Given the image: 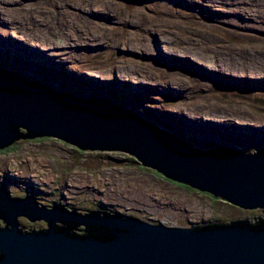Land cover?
Returning a JSON list of instances; mask_svg holds the SVG:
<instances>
[{
  "label": "rangeland",
  "instance_id": "1",
  "mask_svg": "<svg viewBox=\"0 0 264 264\" xmlns=\"http://www.w3.org/2000/svg\"><path fill=\"white\" fill-rule=\"evenodd\" d=\"M0 37L11 48L0 47V65L28 80L110 101L200 150L264 149V0H0ZM0 187L47 206L178 228L263 215L171 181L129 154L81 151L55 138L0 150ZM19 227L48 228L24 217Z\"/></svg>",
  "mask_w": 264,
  "mask_h": 264
},
{
  "label": "water",
  "instance_id": "2",
  "mask_svg": "<svg viewBox=\"0 0 264 264\" xmlns=\"http://www.w3.org/2000/svg\"><path fill=\"white\" fill-rule=\"evenodd\" d=\"M188 121L198 127L196 120ZM38 138H55L81 151L129 154L171 181L264 212V149L200 150L110 101L58 91L0 69V150ZM20 217L45 221L48 228L23 229ZM0 220V264H264V223L249 226L247 218L169 227L104 211L78 213L58 203L45 206L33 196L13 198L0 187ZM81 226L85 235H75L73 229Z\"/></svg>",
  "mask_w": 264,
  "mask_h": 264
},
{
  "label": "bare ground",
  "instance_id": "3",
  "mask_svg": "<svg viewBox=\"0 0 264 264\" xmlns=\"http://www.w3.org/2000/svg\"><path fill=\"white\" fill-rule=\"evenodd\" d=\"M102 10H106L107 8H106V6H103L102 8H101ZM160 30V29H159ZM163 31H165V32H168V31H166V30H163ZM184 36L186 37L185 39L186 40H189V37H188V35H187V32H184ZM6 43H9V41L5 38V37H0V47L3 49V48H8V49H11ZM13 49L14 50H17V51H20L21 52V48H19L17 45H13ZM214 54V53H213ZM215 54H217V53H215ZM194 55H196V54H194ZM162 56V55H161ZM199 56V55H198ZM203 60H204V62L207 64V66L209 65V66H214V64L211 62V61H207V57H206V55L205 54H203ZM208 58H210V56H208ZM244 59V62H245V65H246V59L245 58H243ZM242 59V60H243ZM233 60V59H232ZM242 60H241V62H242ZM58 63H60L61 64V60L59 59L58 60ZM235 63H237V67L240 65V62L239 61H236ZM62 65V64H61ZM242 66H241V69H242V67H243V63L241 64ZM208 66V67H209ZM87 76H89L88 75V73H85ZM220 74L221 75H226V74H223V73H221L220 72ZM256 74V73H255ZM94 76V75H93ZM102 76H104V77H108L107 76V74H102ZM216 76H219V78L220 77H222V76H220L219 74H217ZM96 77V76H95ZM231 83L232 84H234L235 83V80L234 79H231ZM126 84V83H125ZM123 87H125V88H127V86L126 85H124L123 84ZM129 88H132V87H129ZM134 89H136V88H134ZM122 91H124V89H122ZM126 92L127 93H129V91L128 90H126ZM194 109V108H193ZM200 109H204V108H202V107H200ZM195 111H199V110H197V108L195 109ZM236 111H238V113H239V110L238 109H236ZM219 113L221 112V114H228V113H224V112H222V111H218ZM228 115H230V114H228ZM195 117L197 118V119H199V118H204L203 116H201V114H200V112H198V113H196L195 114ZM217 117H218V119H217ZM192 119H194V118H192ZM213 121H215L217 124H219L218 123V121L220 120V121H222V122H226V119L227 118H224V117H219L218 115H215L214 116V118H211ZM177 122H179L178 120H177ZM260 125H259V123L257 124V127H259ZM200 137H201V135H199ZM35 173V172H34ZM35 177H36V175H35Z\"/></svg>",
  "mask_w": 264,
  "mask_h": 264
},
{
  "label": "trees",
  "instance_id": "4",
  "mask_svg": "<svg viewBox=\"0 0 264 264\" xmlns=\"http://www.w3.org/2000/svg\"><path fill=\"white\" fill-rule=\"evenodd\" d=\"M3 69H5V70H7V71H11L12 70V68L11 67H8V66H6V65H4V64H2V65H0ZM12 72V71H11ZM44 84V83H43ZM77 96V95H76ZM79 97H81V96H79ZM83 97V96H82ZM83 98H87V99H89L90 97H83ZM264 223V218H261V219H257V220H255L254 221V223L252 222V223H248V224H250L249 226H253V227H256V226H259V225H261V224H263ZM210 225H212V224H210ZM210 225H208V226H210ZM215 225V224H214ZM204 226H206V225H203V227ZM201 227V226H200ZM73 233L75 234V235H77V236H80V235H85V232H83V233H80V234H78L77 232H75V231H73ZM72 233V234H73Z\"/></svg>",
  "mask_w": 264,
  "mask_h": 264
},
{
  "label": "flooded vegetation",
  "instance_id": "5",
  "mask_svg": "<svg viewBox=\"0 0 264 264\" xmlns=\"http://www.w3.org/2000/svg\"><path fill=\"white\" fill-rule=\"evenodd\" d=\"M54 203H57V202H54ZM53 203V204H54ZM52 204V205H53ZM58 204H61V203H58ZM61 205H63V204H61ZM45 206H47V205H45ZM49 206H51V205H49ZM63 206H65V205H63ZM65 208L66 209H68L69 211H77L78 213H81V212H79L77 209H75V208H71V207H67V206H65ZM95 211V210H94ZM99 211H104V210H99ZM104 212H108V213H112V214H117V213H114V212H109V211H104ZM262 214L263 215H261L260 217H258V219H261V218H264V212H262ZM257 220V219H256ZM238 221H242V220H238ZM243 222H245V223H252V222H250L248 219L247 220H245V221H243ZM254 223V222H253ZM73 231H78V234H80L79 233V231H82V233L85 231L83 228H79V227H76L75 229H73Z\"/></svg>",
  "mask_w": 264,
  "mask_h": 264
}]
</instances>
